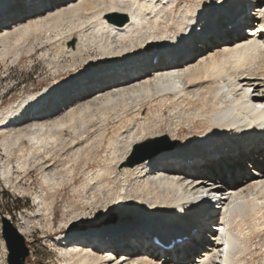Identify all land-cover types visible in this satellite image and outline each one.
Wrapping results in <instances>:
<instances>
[{
    "label": "bare ground",
    "instance_id": "bare-ground-1",
    "mask_svg": "<svg viewBox=\"0 0 264 264\" xmlns=\"http://www.w3.org/2000/svg\"><path fill=\"white\" fill-rule=\"evenodd\" d=\"M30 1L0 0V58L52 28L55 53L71 61L64 73H75L0 111L4 154L17 148L19 170L37 167L47 195H36L39 212L25 213L19 231L28 236L33 223L53 230L56 188L85 175L81 189L90 193L84 205L70 204L66 226L113 212L156 223L113 224L92 237L80 228L55 233L59 264H261L264 243L253 241L264 235V0ZM57 71L55 79L64 74ZM168 134L182 140L131 164L132 148ZM66 152L71 163L51 165ZM5 167L8 181L15 172ZM215 177L221 223H212L220 210L210 215L198 204ZM217 230L225 252L201 248ZM154 236L165 245L187 239L169 248Z\"/></svg>",
    "mask_w": 264,
    "mask_h": 264
},
{
    "label": "rangeland",
    "instance_id": "rangeland-1",
    "mask_svg": "<svg viewBox=\"0 0 264 264\" xmlns=\"http://www.w3.org/2000/svg\"><path fill=\"white\" fill-rule=\"evenodd\" d=\"M178 1L180 3V0ZM17 6L18 5H16V7ZM117 15L119 18L123 20V16H124L123 14L119 13ZM254 26L255 25L253 24L250 25L251 28H253ZM250 27L246 26L245 31L251 29ZM51 29L50 30L43 29L40 33L43 34L44 32V34L43 36L42 34L40 36L39 35L40 33H38L37 34L38 39L37 36L32 35L29 37L28 43L24 42L25 44L23 43L20 46L18 45L12 46L10 50L11 54L8 55L5 59L0 58V111L1 112L5 110V108L11 103H13L15 100L21 98L22 96H25L26 94H28L33 90L35 91L41 89L43 90L46 86L52 83H56L59 80L61 81L69 80L70 78L73 77L75 73L74 71H71L70 74L64 73L70 69L69 66L71 61L66 60L62 57L59 58L55 53L58 43L55 42L54 39L52 40L48 39L49 36L54 37L55 34V31L52 32L53 29L52 30ZM79 37L81 36L77 34L76 38L72 37L69 43H72L74 41V45H76L77 42L79 41ZM46 38L50 45L47 43ZM30 40L34 42H31ZM44 42L46 43L44 44ZM0 43H1L0 48H2L3 44L1 41ZM33 49L35 50L33 51ZM15 50L17 52H15ZM12 51L15 52L16 56H14L15 54ZM54 69L55 71L59 70L57 71V73H64V74L58 76L57 79H55L56 72L54 71ZM203 125L204 124H202L201 127L196 128L197 131H202L204 127ZM165 129H166L165 131H168L167 127H165ZM0 137H1L0 138V264H9L8 263L9 252L6 246V242L3 238V232H2V218L3 217L8 218L9 221H11V223L19 230V226H21L23 221L22 217L25 213L37 214L39 212V208H38L39 199L38 200L36 199V195L40 197L42 196L46 197L47 195L46 193H44L45 191H43V189L40 188L41 187L40 185L42 183V176L41 173L37 170V167L35 166L31 167L32 164H30L31 166H28V169L26 170L27 172H25L24 170L23 171L19 170L18 166H16L18 165L17 157L19 155L17 148L14 149L12 157L9 158L6 154H4L5 153L4 147L2 146V140H3L2 132H0ZM158 137L159 139L154 141L150 145L145 147L142 146L139 147L141 149L139 150L135 158L139 156L141 158L142 157L141 155L142 154L145 155L144 153L148 152V150L156 149L158 147H163L165 149L172 148L173 142H175L174 145H177V143H180V141L182 140L181 134L179 136H176L177 137L176 139H172L171 138L172 136L169 134L167 136L165 135ZM151 138H157V136L150 137L149 139ZM149 139H146L142 142H146ZM134 152L135 150L134 148H132L131 151H129L128 156L131 157ZM59 156H56L55 159L52 160V164L51 163L50 164L53 166L57 165L56 167H61L62 163L64 164V161L67 162V164L71 163L69 162L71 161L70 159L71 153L69 152L61 153ZM55 160H58L59 162ZM6 165H9V167L11 166L10 168L15 172V174L12 175L8 181H6L5 180L6 178L3 177V170L6 168L5 167ZM50 170L51 167H49L48 171ZM252 170H253L252 168L249 169L250 172H252ZM16 174L18 176L17 181L15 180ZM19 175L20 176L24 175V176L20 178ZM25 177L28 179H26ZM233 177L234 175L232 174L231 179H233ZM19 178L21 179L22 183L21 182L17 183L20 180ZM85 179L86 176L84 175L81 178L80 182H78L76 185L70 186V182H67V179L65 177V182L61 184L60 188H56L57 191L54 193L55 194L54 197L56 203L57 217L54 222L53 230H48L41 223H33L32 225H30L31 232L29 233V235L25 236L23 234L26 245L29 249V256L26 260V264H59V260H61L60 257L61 246L58 244V242L55 244V241L53 240L56 237L55 233H59V234L71 233V232H75L78 228L80 229L86 228L88 230H99L101 228L106 229L107 227L109 228L113 224L117 225L127 222L133 224L130 225V228L135 227L136 230L137 226L140 227L142 224H146V222H144L143 220L146 217L151 219V220L148 219L149 222L156 223V221H152V219H154L153 217L151 218L146 216L143 218L136 217L135 219H128L126 217L123 218L119 212H113V213H108L103 217H101V213H92L87 216L84 215L81 221H77L73 224H69L66 226V224L64 223L65 221L63 220L66 217L65 214H67L68 210L71 209L70 204L74 202L75 204L78 203L79 206L84 205V199H85L84 197L89 195L90 193V192L87 194L85 192L83 193L81 189L82 186L80 184ZM65 186L67 187L64 189ZM49 193L51 192L49 191L48 194ZM217 214L219 215V217H222L223 209H221ZM41 222L44 223L43 220H41ZM253 242L263 244L264 235L256 237ZM263 249H264L263 247L261 248L260 246H258V252L256 254L257 259L261 262V264L263 263L262 261L264 259Z\"/></svg>",
    "mask_w": 264,
    "mask_h": 264
},
{
    "label": "water",
    "instance_id": "water-1",
    "mask_svg": "<svg viewBox=\"0 0 264 264\" xmlns=\"http://www.w3.org/2000/svg\"><path fill=\"white\" fill-rule=\"evenodd\" d=\"M126 20H127V16L124 15L123 21H126ZM73 43L74 41L72 42V44ZM151 142L152 141L149 140L148 142L142 145H138V146L145 147V146H148ZM174 144L175 142H173L172 145ZM140 149L141 148H137V150H135L133 155L130 157L131 164H134L135 162L139 160L145 159L153 155L154 153L162 151L165 148L158 147L156 149H151V150H148V152H145L144 153L145 155L142 154L141 158L140 156L135 158V156H137V153L139 152ZM2 232H3V238L6 242V246L9 252L8 253V263L9 264H26V260L29 256V249L26 245L23 234L6 217L2 218Z\"/></svg>",
    "mask_w": 264,
    "mask_h": 264
}]
</instances>
